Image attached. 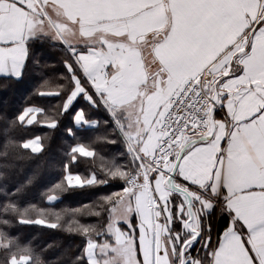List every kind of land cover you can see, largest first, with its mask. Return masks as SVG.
<instances>
[{"label":"snow or ice","instance_id":"obj_1","mask_svg":"<svg viewBox=\"0 0 264 264\" xmlns=\"http://www.w3.org/2000/svg\"><path fill=\"white\" fill-rule=\"evenodd\" d=\"M45 38L67 53L71 86L57 115L78 99L103 110L111 138L97 139L125 157L70 149L72 162L98 157L100 175L68 174V188L122 182L93 213L106 224L79 226L73 264H264V0H0V76L22 79L30 46ZM43 111L29 107L18 121L32 125ZM74 122L95 124L83 108ZM19 147L7 141L0 157L24 159ZM22 147L42 151L38 137ZM0 211L58 227L24 218L12 201ZM214 215L228 221L215 240ZM0 245L19 250L11 264H41L3 232Z\"/></svg>","mask_w":264,"mask_h":264},{"label":"trees","instance_id":"obj_2","mask_svg":"<svg viewBox=\"0 0 264 264\" xmlns=\"http://www.w3.org/2000/svg\"><path fill=\"white\" fill-rule=\"evenodd\" d=\"M66 55L63 44L45 38L30 46L22 79L0 78V150L7 141H11L13 145H19V151L25 154L24 159H15L14 154L7 160L0 157V163L14 165L11 169H0L6 173V178L0 180V205L12 201L24 214V218H44L58 223L56 229L20 224L18 220L21 217L15 212L0 211V221H8L0 223V232L5 233L8 240L21 248L29 249L28 254L33 259L39 257L41 264H73L74 258L84 247V240L78 232L79 226L99 228L106 224L103 214L102 218L93 213L101 210V204L107 203L103 197L116 199L115 194L121 191L122 182L118 180H112L103 186L68 188L64 180L66 173H77L83 177L93 172L100 175L98 157L78 158L76 162H72L69 157L70 149L77 143H85L106 161L114 160L117 164L125 162L122 145L97 139L111 138L112 130L105 123L106 113L103 110L96 112L101 128L99 124L95 133L87 130L77 132L71 128L78 103L68 113L57 115L61 112L60 106L67 95L64 89L71 86L63 65ZM41 91H60L61 95L41 96ZM31 106L44 110L42 122H45L46 117H55L58 121L57 128L41 127L38 122L29 126L21 124L18 121L19 115ZM69 128L73 131L72 137L67 133ZM35 137L40 138L42 145V151L38 154L22 147L25 141ZM57 184L61 188H57ZM49 195H57L58 198L49 201ZM227 222L215 215L212 217L213 235L215 234L213 239ZM14 254L19 256V250L6 249L0 245V264H10Z\"/></svg>","mask_w":264,"mask_h":264},{"label":"crops","instance_id":"obj_3","mask_svg":"<svg viewBox=\"0 0 264 264\" xmlns=\"http://www.w3.org/2000/svg\"><path fill=\"white\" fill-rule=\"evenodd\" d=\"M64 46V45H63ZM0 78H8V77H3V76H0ZM56 96V95H55ZM65 100V99H64ZM64 100H63V102H64ZM75 103H78V106H76V110H79V109H81V108H83L84 109V111H85V113H86V119H88L89 121H95V124L94 125H85V126H76L75 125V122H74V114H73V117H72V126H71V128L72 129H74V131H77V132H81V131H83V130H87V132H96V130L98 129V127H99V124H100V128H101V123H100V120L98 119V116L96 115V112H97V109H93V108H90L83 100H80V99H78V101L77 102H74V104ZM63 104V103H62ZM31 107H34V108H40V107H35V106H31ZM27 108H29V107H27ZM27 108H25L24 110H23V112L27 109ZM72 108V107H71ZM75 110V111H76ZM22 112V113H23ZM43 113H44V111L43 112H41V113H39V114H37V122L39 123V125L41 126V127H47L46 126V124H45V122H42V120H41V117H42V115H43ZM75 113V112H74ZM222 118V117H221ZM26 120H27V117H26ZM37 122H35V123H37ZM34 124V123H33ZM24 125H26V126H29V125H27V123H26V121H25V123H24ZM48 128V127H47ZM68 133V132H67ZM74 134H75V132H74ZM69 135V134H68ZM70 137H72L73 135H69ZM35 138H37V137H35ZM35 138H32V139H35ZM39 138V137H38ZM32 139H29V140H27V141H25V142H28V141H30V140H32ZM40 139V138H39ZM40 143H41V140H40ZM77 144H85V143H77ZM76 144V145H77ZM85 145H88V144H85ZM26 150H28L29 152H31V150L30 149H26ZM32 153V152H31ZM40 153V152H39ZM33 154H38V153H33ZM80 158H83V159H93L94 157H91V158H87V157H80ZM68 174H77V173H66V175H65V183H66V185H67V180H66V177H67V175ZM82 178H83V176H81ZM216 218H218L217 216H216ZM214 237H215V234L213 235ZM214 240H215V238H214ZM10 264H11V260H10Z\"/></svg>","mask_w":264,"mask_h":264}]
</instances>
